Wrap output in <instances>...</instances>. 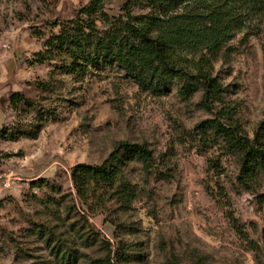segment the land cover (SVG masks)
I'll list each match as a JSON object with an SVG mask.
<instances>
[{
	"label": "rangeland",
	"instance_id": "obj_1",
	"mask_svg": "<svg viewBox=\"0 0 264 264\" xmlns=\"http://www.w3.org/2000/svg\"><path fill=\"white\" fill-rule=\"evenodd\" d=\"M262 1L219 53L195 57L224 90L206 108L202 90L182 99L175 82L153 93L114 67L70 75L49 55L72 21L109 31L155 0H103L90 17L92 0H0V41L10 43L0 49V264H92L109 253L118 264L120 249L128 264H264V174L244 181L241 156L199 128L220 118L253 139L264 124ZM15 93L31 106L12 108ZM125 143L147 148L153 168L124 163L113 190L84 200L73 168L101 167ZM124 183L128 204L114 194Z\"/></svg>",
	"mask_w": 264,
	"mask_h": 264
},
{
	"label": "trees",
	"instance_id": "obj_2",
	"mask_svg": "<svg viewBox=\"0 0 264 264\" xmlns=\"http://www.w3.org/2000/svg\"><path fill=\"white\" fill-rule=\"evenodd\" d=\"M102 1L92 0L84 12L89 17L96 14ZM262 4V0H155L149 14L129 15L125 22L115 20L109 31H98L91 18L72 21L71 27L51 38L46 47L50 48L49 55L62 59L61 68L67 74L81 76L90 66L114 67L153 93L163 92L178 82L182 99H190L202 90L203 104L209 108L224 90L206 69L210 62L204 56L196 62L195 57L219 53ZM10 105L14 109L31 106L19 93L11 95ZM199 128L204 133L213 132L231 152L241 156L244 181L264 174V124L253 139L238 125L224 124L220 118L205 121ZM132 160L142 164L146 171L153 168L152 154L147 148L127 143L121 144L101 167L75 166L72 181L78 194L84 200L98 193L99 198L107 194L120 179L122 165ZM121 189L114 194L123 196L120 201L128 204L134 191L128 183ZM230 220L237 233L245 237L233 216ZM121 252L120 249L116 253L118 264H128L129 256ZM110 254L92 264H115Z\"/></svg>",
	"mask_w": 264,
	"mask_h": 264
},
{
	"label": "built area",
	"instance_id": "obj_3",
	"mask_svg": "<svg viewBox=\"0 0 264 264\" xmlns=\"http://www.w3.org/2000/svg\"><path fill=\"white\" fill-rule=\"evenodd\" d=\"M0 49L3 51H7L10 49V43L8 40L0 41Z\"/></svg>",
	"mask_w": 264,
	"mask_h": 264
}]
</instances>
